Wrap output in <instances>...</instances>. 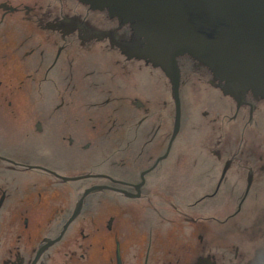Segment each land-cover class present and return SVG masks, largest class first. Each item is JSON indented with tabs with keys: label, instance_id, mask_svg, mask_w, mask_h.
Masks as SVG:
<instances>
[{
	"label": "flooded vegetation",
	"instance_id": "obj_1",
	"mask_svg": "<svg viewBox=\"0 0 264 264\" xmlns=\"http://www.w3.org/2000/svg\"><path fill=\"white\" fill-rule=\"evenodd\" d=\"M134 42L130 24L78 0H0V91L13 117L17 92L41 101L27 134L40 147L0 151V264H264L263 229L251 235L264 221V99L225 95L182 56L172 142V82L127 55ZM188 71L216 95L204 119L188 110L205 141L194 176L175 154Z\"/></svg>",
	"mask_w": 264,
	"mask_h": 264
},
{
	"label": "water",
	"instance_id": "obj_2",
	"mask_svg": "<svg viewBox=\"0 0 264 264\" xmlns=\"http://www.w3.org/2000/svg\"><path fill=\"white\" fill-rule=\"evenodd\" d=\"M78 1L130 24L136 42L126 54L161 68L170 78L176 103L172 142L181 127L182 56L206 67L225 95L240 99L251 92L264 99V0ZM194 73L188 71L184 78L192 81Z\"/></svg>",
	"mask_w": 264,
	"mask_h": 264
},
{
	"label": "rangeland",
	"instance_id": "obj_3",
	"mask_svg": "<svg viewBox=\"0 0 264 264\" xmlns=\"http://www.w3.org/2000/svg\"><path fill=\"white\" fill-rule=\"evenodd\" d=\"M20 24V23H19ZM18 24V25H19ZM13 25V27L18 26ZM16 27V31L14 29V33L19 34L23 32V28ZM13 63V61H12ZM162 79L166 80L164 77ZM143 85L145 91H151L153 89L152 80L149 79L145 74L143 76ZM163 81V80H162ZM161 81V82H162ZM196 78L190 81V88L188 89V84L183 88V101L185 107V115L183 118V128L181 133L179 134L178 139L175 143V154L177 157L181 159L180 165L177 164V169L182 170V172L186 173V170L192 173L194 176V165L195 161L199 162L197 168L202 169L206 166L204 161L198 158L202 152L201 150V143L204 141L203 135V128L200 129H193L190 128L188 130V110H190L194 117H199L200 119L203 118V112L212 110V106H214L215 102H210L211 97H215V92L212 90H208L210 86L195 83ZM163 83V82H162ZM187 87V88H186ZM186 89L188 91H186ZM1 97L0 98V151L7 152V153H17L20 154L22 158L29 154V151H34L32 147H40L39 141L40 139L27 137L30 128V120L35 115V113L40 110L41 101L39 100L40 97L34 94H28L24 92H17L16 98L20 104L18 106H14V108L19 110V117H13L10 112L9 103L14 100L12 96H10V91L8 89H4L0 91ZM10 96V97H9ZM165 97L166 94H163L162 97ZM15 101V100H14ZM162 102V101H161ZM174 104V102L172 103ZM15 105V103H14ZM29 112L28 117L26 116V112ZM174 119L172 118V123ZM203 121V120H202ZM171 125L173 126V124ZM169 128L170 124H166ZM25 135V137H24ZM189 135V138H188ZM36 140V141H35ZM206 140V139H205ZM205 142V141H204ZM41 151V149H40ZM39 151V152H40ZM210 156V155H209ZM193 160L194 163H193ZM174 168V166H172ZM26 177H23L22 182L24 184L33 182L35 180V174L33 171L26 172ZM174 173V170H172ZM181 182V183H180ZM180 187H184L185 179L183 178L180 181ZM170 187H173V182L170 181ZM196 192L197 190H193L192 192ZM197 192H200L199 190ZM231 210V209H229ZM226 210L225 212H228ZM212 225H217L216 222L212 221ZM259 228H262L264 231V221L257 225V228H253L251 233L260 232ZM245 231V229H244ZM248 230L246 231V233ZM230 254L228 257H231ZM250 256V255H249Z\"/></svg>",
	"mask_w": 264,
	"mask_h": 264
}]
</instances>
